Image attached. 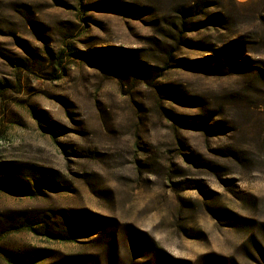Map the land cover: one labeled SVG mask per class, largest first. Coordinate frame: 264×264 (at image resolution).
<instances>
[{
	"label": "rangeland",
	"instance_id": "1",
	"mask_svg": "<svg viewBox=\"0 0 264 264\" xmlns=\"http://www.w3.org/2000/svg\"><path fill=\"white\" fill-rule=\"evenodd\" d=\"M0 264H264V0H0Z\"/></svg>",
	"mask_w": 264,
	"mask_h": 264
},
{
	"label": "crops",
	"instance_id": "2",
	"mask_svg": "<svg viewBox=\"0 0 264 264\" xmlns=\"http://www.w3.org/2000/svg\"><path fill=\"white\" fill-rule=\"evenodd\" d=\"M239 1H245V0H239Z\"/></svg>",
	"mask_w": 264,
	"mask_h": 264
}]
</instances>
